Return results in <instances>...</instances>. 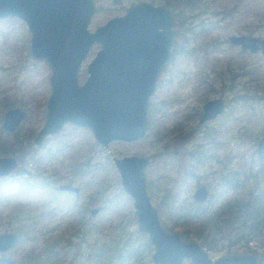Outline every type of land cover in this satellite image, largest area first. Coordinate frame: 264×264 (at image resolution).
I'll use <instances>...</instances> for the list:
<instances>
[{
  "label": "rangeland",
  "instance_id": "rangeland-1",
  "mask_svg": "<svg viewBox=\"0 0 264 264\" xmlns=\"http://www.w3.org/2000/svg\"><path fill=\"white\" fill-rule=\"evenodd\" d=\"M92 2L90 32L122 16L131 5L167 6L174 1ZM191 2L175 9L167 6L177 34L171 60L149 98L143 138L130 143L111 141L106 148L88 130L69 124L44 138L40 148L33 145L43 123L49 68L45 61L30 59L29 33L23 22L0 20V102L5 101L3 112L13 107L25 112L14 136L24 143L22 151L28 152L29 146L31 152L19 157L15 148L0 147V157L19 158L18 167L0 179V234H16L19 242L0 256L17 264H120L116 256L124 244L126 252L142 244V257L123 264H150L151 254L143 247L146 237L136 231L132 200L121 190L113 158H147L146 193L167 230L174 208L195 209L191 195L200 185L208 191L201 204L206 213L226 201L245 202L250 193L264 188V160L259 161L256 154L257 141L264 135V58L227 43L232 35L264 39V0ZM97 49L92 46L83 60L79 83L86 78L85 67ZM216 98L225 102L224 112L198 125L202 105ZM7 138L10 144L13 136ZM228 172L246 181L222 191L219 180ZM61 185L78 192H60ZM93 208L99 212L91 218ZM243 219L238 218L231 233L224 228L223 234H198V221L192 220L185 225L192 239L182 240L200 243L213 260L251 253L264 264V230L252 232L248 222L241 224ZM112 248L116 251L111 252Z\"/></svg>",
  "mask_w": 264,
  "mask_h": 264
},
{
  "label": "water",
  "instance_id": "water-1",
  "mask_svg": "<svg viewBox=\"0 0 264 264\" xmlns=\"http://www.w3.org/2000/svg\"><path fill=\"white\" fill-rule=\"evenodd\" d=\"M94 13L92 0H0V20L15 18L23 22L29 33L30 59L45 61L49 68L43 123L33 138L37 148L65 124L88 130L103 148L111 141H138L146 132L149 98L170 60L177 34L173 17L165 5L139 3L90 32L88 25ZM227 43L264 58V39L260 37L232 35ZM94 45L98 49L85 67L86 78L79 84V68ZM222 111L221 99L209 100L202 106L198 123L212 120ZM23 119L21 109L11 108L3 113L0 127L13 133ZM256 154L259 161L264 160V135L257 141ZM113 164L122 192L132 200L137 231L153 247L151 264H181L185 259L192 264H258L253 255H228L212 261L197 243L184 242L178 233L165 230L146 193L143 171L147 158H113ZM14 168V159L0 158V177ZM58 189L78 191L68 185ZM207 197L203 186L192 194L198 204ZM96 214L97 209L90 211V217ZM16 242L14 234H0V252ZM0 264L15 262L0 258Z\"/></svg>",
  "mask_w": 264,
  "mask_h": 264
},
{
  "label": "trees",
  "instance_id": "trees-1",
  "mask_svg": "<svg viewBox=\"0 0 264 264\" xmlns=\"http://www.w3.org/2000/svg\"><path fill=\"white\" fill-rule=\"evenodd\" d=\"M173 1V4H167V6L172 7L173 9L179 7L178 5L180 4L190 5L192 3L191 0ZM4 102L5 101L0 102V114L3 113V109L5 110L6 106ZM0 117H2V115H0ZM7 137L8 136L0 130V139L5 140V138ZM12 146L15 147L19 155H22V149L24 147V143L22 142V140L14 137V140L10 147ZM0 147L2 148V145ZM251 177L255 178V175H252ZM245 181L246 180H244L243 178L240 179V175L236 172H228L219 180V182L221 183L222 191L235 189ZM242 216L244 217V219L242 220L241 224L243 225L245 224V222H248L249 225L247 227L252 232H259L264 230V188L260 191L256 189L254 195L250 193L245 202H243V200H232L231 202L226 201L220 204L215 211L209 213H206L204 210H202V207L199 204L195 205V209L192 210H185L184 207L179 205V207H177L176 209L174 208L171 211L170 230L178 231L183 239H192V236L190 234L191 232L185 229V225L192 220H197L198 228L196 231L198 234H203L205 232L206 234H209L211 232L223 234L222 232L224 228L228 231V233H231L233 225L237 224L238 218Z\"/></svg>",
  "mask_w": 264,
  "mask_h": 264
},
{
  "label": "flooded vegetation",
  "instance_id": "flooded-vegetation-1",
  "mask_svg": "<svg viewBox=\"0 0 264 264\" xmlns=\"http://www.w3.org/2000/svg\"><path fill=\"white\" fill-rule=\"evenodd\" d=\"M168 9V8H167ZM169 10V9H168ZM170 11V10H169ZM170 13H171V11H170ZM171 15H172V13H171ZM172 17H173V15H172ZM173 21H174V18H173ZM174 25H175V22H174ZM173 29H174V26H173ZM28 43H29V40H28ZM172 50H173V41H172V49H171V55H170V60H171V56H172ZM241 51V50H240ZM169 60V61H170ZM77 78H78V74H77ZM79 82V81H78ZM79 84H81V83H79ZM49 95V94H48ZM216 99H220V98H216ZM213 100V99H212ZM222 100V99H221ZM209 101V100H208ZM46 102V101H45ZM207 102V101H206ZM206 102H204V104L206 103ZM222 102H223V111L219 114V115H217L215 118H213L212 120H214V119H216L218 116H220L223 112H224V110H225V102L222 100ZM203 104V105H204ZM202 105V106H203ZM14 108V107H13ZM9 109H11V108H9ZM9 109H7V110H9ZM44 109H45V106H44ZM5 112V111H4ZM3 112V113H4ZM24 112V111H23ZM3 113H2V116H3ZM201 114H202V108H201ZM201 114L199 115V118H198V121H197V124L198 125H200L198 122H199V119H200V116H201ZM24 118H25V112H24ZM24 120V119H23ZM22 120V121H23ZM1 121H2V117H1ZM209 121H211V120H209ZM205 122H207V121H204V122H202V123H205ZM22 123V122H21ZM201 123V124H202ZM0 124H1V122H0ZM21 125V124H20ZM20 125H19V127H20ZM18 127V128H19ZM17 128V129H18ZM0 129H1V127H0ZM1 131H2V129H1ZM4 134H6L7 136H13V140H14V135H15V132H13V133H6V132H4V131H2ZM35 136V135H34ZM34 136H33V138H34ZM142 139V138H141ZM140 139V140H141ZM3 141H5V142H3ZM6 142H8V139L7 138H5V140H1L0 139V146L2 145V147H6V145L7 146H11L12 145V142L10 143V144H6ZM32 143H33V139H32ZM34 145V144H33ZM13 148H15L14 146H12ZM27 149H28V152H24V150L22 151L23 152V154H26V155H28V153H29V151H30V147L28 146L27 147ZM15 151L17 152V150L15 149ZM18 154V156H19V153H17ZM19 157H21V156H19ZM203 157H205V156H203ZM0 158H12V159H14L15 160V168L12 170V171H14L17 167H18V162H17V159H19V158H17V157H0ZM17 158V159H16ZM258 158V157H257ZM263 161V160H262ZM11 171V172H12ZM10 172V173H11ZM10 173H8L6 176H3V177H0V179L1 178H4V177H7ZM263 181V180H262ZM262 184H263V182H262ZM200 186H202V185H200ZM200 186H198V187H200ZM263 186H264V184H263ZM197 187V188H198ZM204 187V186H203ZM196 188V189H197ZM205 189H206V187H204ZM195 189V190H196ZM59 190V189H58ZM194 190V191H195ZM194 191H193V193H194ZM206 191H207V189H206ZM61 192V191H60ZM78 192V191H77ZM76 192V193H77ZM66 193H70V192H66ZM192 193V194H193ZM207 193H208V191H207ZM72 194H75V193H72ZM191 198H192V195H191ZM208 198V197H207ZM194 202V201H193ZM195 203V202H194ZM195 204H198V203H195ZM199 205H201V203L199 204ZM93 209H97V208H93ZM92 210V209H91ZM90 210V211H91ZM90 211H89V216H90ZM99 212V210L97 209V213ZM157 213V212H156ZM97 215V214H96ZM95 215V216H96ZM94 216V217H95ZM158 216V215H157ZM94 217H91V218H94ZM135 218V217H134ZM135 222H136V220H135ZM160 222V221H159ZM161 224V223H160ZM162 226V225H161ZM163 227V226H162ZM164 228V227H163ZM165 229V228H164ZM165 230H167V229H165ZM136 231H137V228H136ZM167 231H170V230H167ZM138 232V231H137ZM170 232H175V231H170ZM139 233V232H138ZM176 233H178V232H176ZM2 234H7V233H2ZM11 234H13V233H11ZM140 235H141V237H142V233H139ZM179 234V233H178ZM16 237H17V242H16V244L15 245H17V243L19 242V238H18V236L16 235V234H14ZM145 236V235H144ZM179 236H180V234H179ZM146 237V236H145ZM180 238H181V240H182V237L180 236ZM146 240H147V238H146ZM182 241H184V240H182ZM184 242H194V241H184ZM194 243H196V242H194ZM197 244L205 251V249L202 247V245L200 244V243H198L197 242ZM15 245H13L11 248H9V249H7L6 251H3V252H0V253H6V252H9L11 249H13L14 248V246ZM126 246L127 245H123V247L119 250V254L116 256V258H119L120 259V264H123V263H125V262H127V261H134L133 263H136L135 261L137 260V259H139V258H141L142 257V244L141 245H139V246H136V248L132 251V252H126V250H125V248H126ZM144 248H145V253L147 254L148 252L151 254V256H152V254H153V247L149 244V242L148 241H146L145 242V245L143 246ZM150 248H151V250H150ZM111 252H114V251H116L114 248H112L111 250H110ZM206 253H207V251H205ZM207 255H208V253H207ZM228 255H239V254H227V255H225V256H228ZM241 255H253V256H255L254 254H251V253H249V254H241ZM151 256H150V264H151ZM209 257V256H208ZM220 257H223V256H220ZM220 257H218V258H220ZM0 258H8V257H5V256H0ZM255 258L257 259V261H258V258L255 256ZM8 259H11V258H8ZM209 259L210 260H212L213 261V259H211L210 257H209ZM217 259V258H216ZM11 260H13V259H11ZM185 260H188L189 261V259H185ZM215 260V259H214ZM14 262H15V260H13ZM184 261V260H183ZM182 261V262H183ZM190 262V261H189ZM15 264H17L16 262H15ZM182 264V263H181ZM190 264H192L191 262H190ZM258 264H259V261H258Z\"/></svg>",
  "mask_w": 264,
  "mask_h": 264
}]
</instances>
